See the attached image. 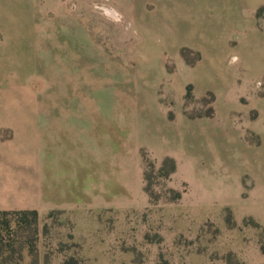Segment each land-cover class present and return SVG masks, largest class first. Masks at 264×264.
Instances as JSON below:
<instances>
[{
  "label": "rangeland",
  "instance_id": "374dc122",
  "mask_svg": "<svg viewBox=\"0 0 264 264\" xmlns=\"http://www.w3.org/2000/svg\"><path fill=\"white\" fill-rule=\"evenodd\" d=\"M125 1L2 2L3 91L86 114L78 179L46 142L24 263L264 264L262 17Z\"/></svg>",
  "mask_w": 264,
  "mask_h": 264
},
{
  "label": "crops",
  "instance_id": "0c3cea01",
  "mask_svg": "<svg viewBox=\"0 0 264 264\" xmlns=\"http://www.w3.org/2000/svg\"><path fill=\"white\" fill-rule=\"evenodd\" d=\"M122 2L123 0H119ZM136 0H126L127 3ZM179 4L185 3H222L226 5H242L247 8L251 21L264 22V0H174ZM0 0V14L4 12ZM118 2V1H117ZM108 9V8H107ZM111 10V9H109ZM261 10L259 18L256 13ZM114 12L113 10H111ZM228 13L233 11L228 7ZM115 13V12H114ZM114 16V15H113ZM116 16V15H115ZM260 17H262L260 19ZM1 48V47H0ZM0 85V210H39L45 205L43 188L46 183L44 175V150L49 140V153L53 157L52 171L58 170V157L67 161L72 179H78L80 149L83 141L80 128L85 126L84 110L61 109V113L40 108L22 107L26 98L22 94V85L13 82L12 93H5ZM51 116V118H47ZM61 116L62 118H57ZM68 116H71L70 119ZM68 117V118H65ZM78 120L79 127L73 121ZM89 123L96 124V119H89ZM70 127H77L74 133ZM62 129L61 133L58 129ZM57 130V131H56ZM49 133V134H47ZM96 137V134H95ZM61 145V148H60ZM69 174V175H70ZM49 178V190L52 184ZM261 198L264 194L260 193ZM263 199V198H262ZM49 201V205H50Z\"/></svg>",
  "mask_w": 264,
  "mask_h": 264
},
{
  "label": "trees",
  "instance_id": "16d2710c",
  "mask_svg": "<svg viewBox=\"0 0 264 264\" xmlns=\"http://www.w3.org/2000/svg\"><path fill=\"white\" fill-rule=\"evenodd\" d=\"M35 209L0 210V264H25L37 233Z\"/></svg>",
  "mask_w": 264,
  "mask_h": 264
},
{
  "label": "bare ground",
  "instance_id": "6f19581e",
  "mask_svg": "<svg viewBox=\"0 0 264 264\" xmlns=\"http://www.w3.org/2000/svg\"><path fill=\"white\" fill-rule=\"evenodd\" d=\"M106 11H107V13H110L111 15H116V13H114V12H112L111 10H109V9H106ZM117 16V15H116Z\"/></svg>",
  "mask_w": 264,
  "mask_h": 264
}]
</instances>
